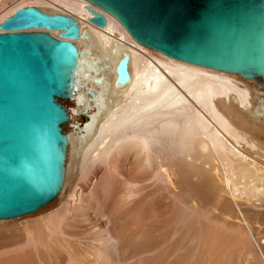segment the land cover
Listing matches in <instances>:
<instances>
[{
	"label": "bare ground",
	"instance_id": "1",
	"mask_svg": "<svg viewBox=\"0 0 264 264\" xmlns=\"http://www.w3.org/2000/svg\"><path fill=\"white\" fill-rule=\"evenodd\" d=\"M86 6L83 0H0V24L17 10L34 7L73 18L87 34L75 41L83 54L81 89L72 98L83 114L92 110L93 115L79 134L69 138L72 164L66 169V176L77 177L86 188L81 186L76 197L73 194L74 202L63 208L73 213L86 197L88 203L95 201L96 180L87 185V179L103 165L111 184L112 179L122 181L117 201L138 197L141 185L119 177V166L129 157L137 174L152 171L151 182L158 187L179 183L177 164L194 171L213 167L221 173V184L214 175H207L209 183L234 205L264 264V240L254 238L237 204L240 196L247 201L264 198V103L254 104L252 91L234 75L178 62L137 45L108 15L105 28L94 26ZM50 34L57 38L59 33ZM124 55L129 57L131 80L118 86L115 67ZM107 243L117 244L111 236Z\"/></svg>",
	"mask_w": 264,
	"mask_h": 264
},
{
	"label": "water",
	"instance_id": "2",
	"mask_svg": "<svg viewBox=\"0 0 264 264\" xmlns=\"http://www.w3.org/2000/svg\"><path fill=\"white\" fill-rule=\"evenodd\" d=\"M83 1L96 27L105 28L108 15L139 46L264 87V0ZM86 37L73 18L34 7L0 24V221L60 197L70 121L63 102L81 89L83 52L75 41ZM128 67L124 55L115 85L130 82Z\"/></svg>",
	"mask_w": 264,
	"mask_h": 264
},
{
	"label": "rangeland",
	"instance_id": "3",
	"mask_svg": "<svg viewBox=\"0 0 264 264\" xmlns=\"http://www.w3.org/2000/svg\"><path fill=\"white\" fill-rule=\"evenodd\" d=\"M235 79L252 91L254 104L264 103L260 82ZM63 104L70 116L64 132L72 139L90 122L93 111L83 114L74 98ZM79 110L81 113H77ZM69 156L70 145L66 169L71 163ZM133 163L129 157L119 166V177L121 174L124 180L143 189L131 202L117 201L124 189L122 181L112 179L111 184L103 165L87 179V185L96 180L92 188L94 202L88 203L86 197L87 203L84 200L81 209L73 213L64 209L86 188L77 177L66 176L64 189L54 203L32 215L0 221V264L262 263L236 208L226 194L209 183L207 175H214L221 184L218 170L206 167L194 171L184 163L177 164V186L158 187L151 182L152 171L139 175ZM167 163L161 165L165 167ZM105 183L111 188L105 189ZM90 191L91 187L87 194ZM237 204L254 238L264 240V198L247 201L240 196ZM110 236L116 240L114 247L107 243Z\"/></svg>",
	"mask_w": 264,
	"mask_h": 264
}]
</instances>
